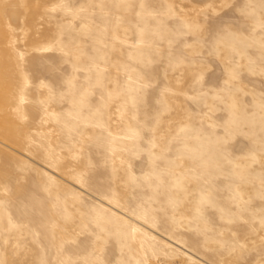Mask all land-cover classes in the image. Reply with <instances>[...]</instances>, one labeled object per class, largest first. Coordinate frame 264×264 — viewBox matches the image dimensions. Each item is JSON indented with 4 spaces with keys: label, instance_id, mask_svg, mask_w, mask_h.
Here are the masks:
<instances>
[{
    "label": "rangeland",
    "instance_id": "374dc122",
    "mask_svg": "<svg viewBox=\"0 0 264 264\" xmlns=\"http://www.w3.org/2000/svg\"><path fill=\"white\" fill-rule=\"evenodd\" d=\"M0 264H264V0H0Z\"/></svg>",
    "mask_w": 264,
    "mask_h": 264
}]
</instances>
